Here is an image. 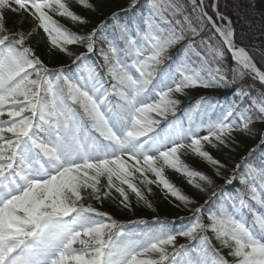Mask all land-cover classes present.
<instances>
[{
  "label": "snow or ice",
  "instance_id": "obj_1",
  "mask_svg": "<svg viewBox=\"0 0 264 264\" xmlns=\"http://www.w3.org/2000/svg\"><path fill=\"white\" fill-rule=\"evenodd\" d=\"M75 2L97 10L91 0ZM190 2L195 21L184 15L183 0H148L147 15L135 11L138 0H130L127 11L135 13L138 39L118 24L119 42L105 37L107 51L100 50L104 74L93 65L86 75H69L63 68L50 71L29 46L30 38L42 30L52 48L68 56L74 55L68 45H82L87 52L75 55L78 64L95 53L106 24L78 35L53 18L87 23L66 0H0V117L7 116L0 119V264H264V211L252 203L264 209V169L241 177L247 191L222 200L208 212V223L202 207H196L191 222L180 229L157 220L158 228L130 232L83 203L86 198L102 202L114 190L130 210L126 185L151 208L134 183L139 180L147 193L151 185L161 186L187 207L195 201L165 177V168L205 192L213 177L189 168L181 153L199 157L220 176L226 165L205 145L229 148L234 134L250 135L256 121L264 123V71L257 66V60L264 65V46H244L243 36L238 44L232 21L218 4H212L214 19L204 0ZM9 14L16 17L13 27ZM117 18L113 12L111 19ZM26 22L32 24L29 30H17ZM206 25L213 35L197 42ZM177 45L181 53L173 58L169 52ZM246 78L251 85L243 84ZM257 82L261 87L253 96L250 89ZM198 87L232 88L239 103L216 115L217 105L201 97L186 112L185 126L175 118L178 97ZM161 120L167 127L158 130ZM178 237L197 243L177 245Z\"/></svg>",
  "mask_w": 264,
  "mask_h": 264
},
{
  "label": "trees",
  "instance_id": "obj_2",
  "mask_svg": "<svg viewBox=\"0 0 264 264\" xmlns=\"http://www.w3.org/2000/svg\"><path fill=\"white\" fill-rule=\"evenodd\" d=\"M147 2L148 0H138V7L136 8V12H140L141 10L144 11V14H147ZM185 5V11L184 15H188L195 21L196 13L193 12L192 5L190 0H183ZM216 3L218 4V10L223 12L231 21L232 26L235 29L236 32V42L240 43L241 36L244 37L243 44L244 46H247L251 48L252 46H264V0H204L205 10L208 12L210 16H212L215 19L214 11L212 9V4ZM83 8V7H81ZM83 15H79L83 17L87 23L80 24L78 22H70L69 24H64L62 27L66 28L69 32L78 34V35H87L92 31L93 28H95L97 25H99L101 22L106 24V28L99 33L96 39V56L98 57L101 71L104 73V68L102 67L104 61L103 58L100 55V50L103 49L107 51L108 45L105 41V37H107L109 40H117L119 37V30L117 28V25H125L129 28L130 33L136 37V27L133 24L135 17V13L131 11H114L118 13V18L113 20L111 19V15L113 12L109 13L108 15H103V13L99 10L92 11L90 9H81L80 10ZM13 15L9 14L8 16V26L13 27V21L16 19L12 17ZM178 19L183 20V16H179ZM30 26L28 25V22L24 23L22 26H17V30H29ZM214 31L211 28L210 25H206L204 28V31L200 34L199 37H196L195 39L197 42H199L202 38H207L211 35H213ZM216 39H219L218 36H216ZM119 42V41H118ZM33 44V46L31 45ZM30 46L34 49L35 53L38 55H47L49 57V63L51 65H55L52 68H63L64 71H67L69 75L75 74V67L71 62H67V58L64 55V53H61L55 49L49 50L45 47L43 43L40 42H32L30 41ZM69 50L75 55V52H87L86 48L83 47L80 44L75 45H68L67 46ZM78 48V49H74ZM226 51V49H225ZM181 53V45H177L173 47L169 55L173 58H178ZM73 55V56H74ZM227 55V61L229 64L232 63L231 56L229 53L226 52ZM165 63H168L166 60ZM257 66L261 68L262 71H264V65L260 63V61L257 60ZM243 84L245 86L251 85L252 81L250 78H246L243 81ZM260 85L257 82L255 87L250 89L251 94L255 96L257 94V91L260 90ZM201 89V88H200ZM217 90V88H215ZM232 89V88H231ZM219 90V89H218ZM217 90V91H218ZM200 90H198V93L194 95V97L200 96L201 93H199ZM225 92L218 93L212 95L215 100L212 102V104H220L221 100L223 99L225 102H227L229 105L233 104L234 102L237 103V99L235 96H232L229 98L228 94H230V89L225 88ZM201 92V91H200ZM113 101H115V97H112ZM161 123H163L161 121ZM259 127V131L256 133V139L260 140V144L251 152H245V154L242 156V158L237 160L236 166L229 168H233L230 173L232 175V183L228 184L226 181H223L222 183L215 184L217 185L216 189V195L208 199L207 201L204 200L203 202L197 201V198L194 200L196 202V205L199 207H202L203 213L202 218L205 223H208L207 221V214L209 211L215 210L217 205L224 199H226L229 196H235L238 194V192L241 191H247V189H243L245 185H242L240 183L241 177H248V174L251 169H264V143L261 141V134L264 133V123L256 122ZM219 158L222 162L223 159H226L225 155H228L229 153L226 151H220L219 152ZM232 161V160H231ZM186 163V162H184ZM226 167L228 166L227 163H224ZM237 165H240L239 168H237ZM225 167V168H226ZM227 171V170H226ZM227 174V173H226ZM166 178L173 184H178V180L175 179V177H184L177 172H175L174 176L166 175ZM215 181H218L217 178L213 177ZM258 179V178H257ZM222 181V180H221ZM102 182L106 183V180H103ZM125 187V186H124ZM183 194L184 189L181 187L180 184L176 186ZM152 188V187H151ZM246 188V187H245ZM125 190L129 196V202H130V210L127 208H124L120 204V197L119 194L116 193L113 190L112 196H110L107 199H104L102 202L85 199L84 201L88 204H91V206L98 211L106 212L108 216L112 218V220H115L118 222V224L124 225L127 231L134 232H145L148 231L151 228H158L156 221H168L170 226L176 227L178 225V219L177 217L178 212L176 209H174L169 203L165 200H163L160 192L158 189L152 188L151 194L147 193L145 187H141V190L144 191V194L146 196V199L148 202L151 203L152 207L149 208L147 204L143 201L141 203H138L135 201V193H131L127 187H125ZM187 195V194H185ZM83 201V202H84ZM207 202V203H206ZM255 206V202H252ZM259 207V206H258ZM192 218V217H191ZM188 219V218H185ZM249 222H251V215L249 214L248 217ZM140 221H143L145 223H140ZM181 221V220H179ZM177 223V224H176ZM207 235L209 237L212 236L211 232H208ZM180 238V237H178ZM180 241V240H178ZM177 241L178 244H184L189 247H195L197 241L192 242H183ZM213 245H215L216 248L220 249V244L213 239L212 240ZM224 251L222 254L229 260L232 261L233 258L231 256H228V249L223 248Z\"/></svg>",
  "mask_w": 264,
  "mask_h": 264
},
{
  "label": "rangeland",
  "instance_id": "obj_3",
  "mask_svg": "<svg viewBox=\"0 0 264 264\" xmlns=\"http://www.w3.org/2000/svg\"><path fill=\"white\" fill-rule=\"evenodd\" d=\"M66 2L68 3L69 8H70L71 11H73L77 15H83V13L80 11L83 8H81V6L79 4H77L75 2V0H66ZM91 2L95 3L97 5V10L101 11L103 13V15L105 16V15H108L109 13H111V12H114V11H119V10L123 11V10H125L126 8H128L130 0H91ZM218 11L223 14V12H221L220 10H218ZM52 15H53V18L55 20H57L58 23L61 26H63L64 24H69L70 22H72V20L70 18L56 16L55 14H52ZM223 15L226 16L225 14H223ZM214 16H215V12H214ZM12 17L15 18V16H12ZM217 23L218 24L219 23H226V21H217ZM28 25L30 27H32V24L29 23V22H28ZM23 31H25V30H23ZM31 40H32L33 43L36 42V41L40 42V43H43L45 45V47L48 48L49 50L54 49L49 44V42L47 40V37L43 33L42 30L38 31L37 33H35L30 38V40L28 41L29 46H30V41ZM31 45L33 46V44H31ZM74 49H78V48L74 47ZM75 53H76L75 55H78V54L82 53V51L75 52ZM95 53H96V48H95ZM95 53L88 54L87 59L85 61L81 62V63H78V64H73V60L75 59V55L74 56H68L66 54H64V55L66 56V58L68 60L67 62H71V64H73V66L75 67V71H76L75 74L83 73V74L86 75L87 74V68L94 65L96 70L101 75H103V73L99 70V68H101V67H99L100 65L97 63V61L95 59ZM36 55L43 61L44 65L48 69H50V68L55 66V65H51L49 63L50 59H49V57L47 55H38V54H36ZM57 69H59V68H56L55 70H57ZM65 73L68 74L66 71H65ZM197 89L198 88L188 89L186 95H182V96L178 97L180 99L181 103L178 106L175 118L178 119V120H183L185 126H187V123H188L186 112L191 110V109H193L197 105V102L201 98V97H194V95L196 93H198V90H202V94L211 95V96L205 97V98L208 99L209 103H212L215 100V98L211 94V93H215V90H216L215 88H207V90H204V89H198L197 90ZM218 89L221 92L224 91V89H222V88H217V90ZM199 93H200V91H199ZM215 94H218V93H215ZM228 95H229L230 98L232 96H234L233 93H230ZM237 103H239V101H237ZM187 105H188V107H187ZM214 105H217L216 115H219V112L221 110H223L224 108H227L228 107L227 105H229V104L222 99L220 104H214ZM185 108H186V110H185ZM207 118H208L207 116L203 117V119H205V120ZM213 118H215V115L213 116ZM0 119H7V116L5 115L4 117H0ZM172 119H173V116H172L171 113H169L168 120H172ZM236 119L238 120V117ZM256 122H258V121H256ZM256 122L254 123V125H252V127L254 129V132L252 134H250V135H241L239 133L234 134L235 142L232 143L229 148L216 149V148H212V147H210L208 145H205V149L207 151H209L213 157H215L216 159H218L220 161H221V159L219 158V155H220L219 152L220 151H226V152L229 153L228 155H225L226 159H223L224 162L221 161L222 163H227L228 166L221 170L222 174L220 176H216L215 175V170L211 167V165H209L207 162L203 161L199 157H196V156H194V155H192L190 153L189 154L181 153L180 158H181V160L183 162H186L185 164L188 165L189 168H191V169H193L195 171L202 172L205 175L217 178L218 181H215L213 179L215 184L222 183L223 181L227 182L228 179L232 178V175H231L230 171L233 168H229V167L230 166L235 167L236 163H237V160L242 158V156L245 154V152H251L254 149V147L258 146L259 143H260V140L256 139L257 138L256 137V133L259 131V127H258V124ZM166 127H167V124L165 122L161 127L158 128V130L162 129V128H166ZM204 134H206V132L202 131L201 135H204ZM164 173L171 177V176H174L173 174L175 173V171L170 169V168H165ZM149 176H150V178L155 179V177L151 176V174H149ZM175 179L178 180V184H180L181 187L184 189V193L185 194H187L188 196L192 197L193 200H195L197 198V201H200V202H203L204 200L207 201L208 199L213 197V192H215L217 187H218L217 185H214V184L212 186H210V187L205 185V187L207 188V191L199 192L198 190L194 189L191 185H189L187 183V179L185 177H178V178L175 177ZM194 179L196 180L197 183H201V184L204 183V182L200 181L198 178H194ZM255 179L257 181V187L259 188V179H257V178H255ZM134 183H136L137 186L140 187V188L141 187H145L143 184H140L139 180L134 181ZM178 184H175L174 186L176 187ZM124 186L127 187L126 185H124ZM151 187L155 188V189H158L160 194H161V196H162V198H163V200L167 201L169 203V205H171L178 212L179 216L177 217V219H178V222H180V223H178V225H176V227H175L176 229H180L183 226H185V225H187V224H189L191 222V220H192L191 217H193V210L196 207H199V206L196 205V202H194L193 204L188 205L186 207L183 204H180L179 201L175 200L174 197H172L170 195H167L166 194V190H164L161 186H157V185L153 184V185H151ZM243 189H246V188L243 187ZM129 191L131 192L130 189H129ZM131 193H133V192H131ZM134 199H135L136 202L141 203V201L138 200L136 195H135ZM83 203L85 205H87L86 201H84ZM177 205H179V206H177ZM255 207L259 211H264V209H259L258 205H255ZM185 218H188V219H185ZM179 220H181V221H179ZM157 225L159 226V224H157ZM134 232H138V231H134ZM178 240L183 241V242H192V241L186 240L183 237L177 238V241ZM180 241H178V242H180ZM178 245H180V244H178ZM221 251L223 252L224 249H221Z\"/></svg>",
  "mask_w": 264,
  "mask_h": 264
},
{
  "label": "water",
  "instance_id": "obj_4",
  "mask_svg": "<svg viewBox=\"0 0 264 264\" xmlns=\"http://www.w3.org/2000/svg\"><path fill=\"white\" fill-rule=\"evenodd\" d=\"M214 30V29H213ZM218 35V34H217Z\"/></svg>",
  "mask_w": 264,
  "mask_h": 264
}]
</instances>
